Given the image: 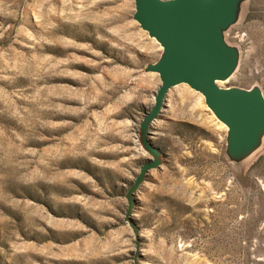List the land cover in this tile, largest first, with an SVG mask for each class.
<instances>
[{
	"label": "rangeland",
	"instance_id": "obj_1",
	"mask_svg": "<svg viewBox=\"0 0 264 264\" xmlns=\"http://www.w3.org/2000/svg\"><path fill=\"white\" fill-rule=\"evenodd\" d=\"M235 1L215 82L264 97V0ZM135 3L0 0V264H264V140L185 83L148 129L160 163L140 140L163 48Z\"/></svg>",
	"mask_w": 264,
	"mask_h": 264
},
{
	"label": "water",
	"instance_id": "obj_2",
	"mask_svg": "<svg viewBox=\"0 0 264 264\" xmlns=\"http://www.w3.org/2000/svg\"><path fill=\"white\" fill-rule=\"evenodd\" d=\"M135 6V20L163 48L159 62L153 67L160 76L161 86L140 129L142 144L156 157L153 165L160 163L161 155L147 145L148 129L160 113L168 91L180 83L203 94L232 137L239 142L256 140L255 133L264 126V104L258 90L222 89L215 82L228 74L233 64L234 51L222 43L219 31L235 15L237 2L136 0Z\"/></svg>",
	"mask_w": 264,
	"mask_h": 264
},
{
	"label": "bare ground",
	"instance_id": "obj_3",
	"mask_svg": "<svg viewBox=\"0 0 264 264\" xmlns=\"http://www.w3.org/2000/svg\"><path fill=\"white\" fill-rule=\"evenodd\" d=\"M248 1V0H247ZM243 3V2H242ZM245 3H246V1H245ZM245 5V4H244ZM242 5L240 4V6H239V8L241 7ZM239 13H241V12H239ZM238 18H240L239 16H238ZM232 19H234V18H232ZM231 19V20H232ZM237 20V19H236ZM229 25H230V23H229ZM226 26V27H225ZM220 31H219V33H221V34H223L222 32L224 31V30H227V28H228V25L226 24ZM230 30V29H229ZM230 32V31H229ZM223 37V36H222ZM223 39H225V38H223ZM227 42V41H226ZM226 44V43H225ZM230 46V45H229ZM226 47L228 48V44H226ZM234 48V47H233ZM230 49H232V48H230ZM238 49V48H237ZM234 51V52H233ZM232 52H233V64H232V67H231V69H230V71H229V73L228 74H226L224 77H222V78H220V79H217L216 80V82L219 84L220 82L221 83H225V82H227V81H230L231 79H234L236 76H234L235 74H236V72H237V70H238V68H239V66H240V63H241V59H240V54L237 52V50H233ZM184 92H185V90H184ZM258 95H259V98H260V101H261V104H264V97H263V94H262V92L260 91V90H258ZM261 109H263L262 107H261ZM251 123H249V125H250ZM252 125H253V123H252ZM251 125V126H252ZM255 136H256V140H257V143H259V145H257V146H259L260 147V144L262 143V140H264L263 138H264V126L261 128V129H259L256 133H255ZM256 143V144H257ZM257 146H255L254 145V147H257ZM258 147V148H259ZM250 148V147H249ZM252 148V147H251ZM253 151H255V150H253ZM252 151V152H253ZM249 152V151H248Z\"/></svg>",
	"mask_w": 264,
	"mask_h": 264
}]
</instances>
